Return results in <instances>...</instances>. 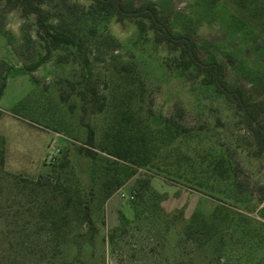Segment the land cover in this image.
<instances>
[{
  "label": "rangeland",
  "instance_id": "rangeland-1",
  "mask_svg": "<svg viewBox=\"0 0 264 264\" xmlns=\"http://www.w3.org/2000/svg\"><path fill=\"white\" fill-rule=\"evenodd\" d=\"M153 1L170 17L175 31L193 35L204 60L222 62L230 82L246 85L255 99L264 97V33L233 15L231 0ZM45 7L55 24L80 34L94 50L92 70L101 92L109 98L115 92L120 81L115 63L135 64L144 81L136 112L154 128L161 126L156 119L172 116L189 130L161 146L155 166L139 170L95 213L97 231L83 229L91 241L87 237L82 241L80 253L76 244L67 242L49 264H190L196 243L194 236L183 235L179 212H184L186 222L198 212L210 215L219 202L216 196L245 228L256 221L264 223L260 211L264 160L254 155L249 135L223 97L201 84L194 72L175 69L172 53L154 41L151 31H140L136 24L115 17H99L88 11L83 0H45ZM240 15L248 19L247 13ZM44 53L33 21L0 0V60L14 69L0 99V137L5 140L4 163H0V264H36L34 246L49 239L43 233L34 235V224L27 223V210L34 204L25 187L28 180L49 173L64 153L81 179H87V173L80 171L87 170L89 162L76 154L85 135L79 127V101L75 94L67 103L60 97L70 91L67 79L76 82L79 63L68 50L58 49L38 67L26 69ZM26 98L27 108L13 114L12 108ZM72 101L77 106L70 111ZM107 116L105 112L90 117L97 136ZM219 157L230 169L225 181L213 176ZM142 178H149V184L139 191L136 181ZM158 202L168 212L165 216L160 215ZM14 224L26 227L21 239L13 237ZM217 229H207L210 245L217 240ZM233 238L227 256L240 264L237 258L245 247ZM20 241L31 245L20 248ZM201 250L202 255L207 253Z\"/></svg>",
  "mask_w": 264,
  "mask_h": 264
},
{
  "label": "trees",
  "instance_id": "trees-1",
  "mask_svg": "<svg viewBox=\"0 0 264 264\" xmlns=\"http://www.w3.org/2000/svg\"><path fill=\"white\" fill-rule=\"evenodd\" d=\"M1 1L19 11L21 16L33 21L37 40L45 51L37 62L26 68L27 70L30 71L50 59L52 53L58 49L68 50L80 67L76 82L67 79L70 91L64 94L61 92L60 97L67 103L69 97L75 94L79 101V127L85 129V135L76 148V154L89 162L87 170L80 171L87 173V179H81L72 168L69 156L64 153L49 173L28 180L25 185L33 194L34 203L27 210V223L34 224V235L43 233L49 238L44 245L36 243L34 246L36 264H49L65 250L67 242L76 244L80 253L82 241H86V237L91 241V235L87 236L83 229L92 234L97 231L94 224L95 213L104 208L107 201L126 186L139 170L155 166V155L161 146L173 142L189 130L172 116L156 119L161 126L154 128L136 112L137 94L142 95L144 81L135 64L115 63L114 71L120 79L116 83L115 92L111 98L101 92L92 70L94 50L80 34L63 28L50 19L45 0ZM83 1L87 4L88 11L96 13L99 17H115L120 22L129 21L136 24L140 31H151L154 41L166 45L172 53L175 69L182 73L194 72L200 77L201 84L212 88L233 107L239 123L249 135L254 155L264 160V97L255 99L246 85L230 82L222 62L204 60L193 35L175 31L170 17L158 8L155 1L147 0L141 4L132 0ZM231 1L235 7L233 15H238L244 24L264 33V0ZM242 13H247L248 19H243L240 15ZM13 73V67L0 60V99L7 79ZM28 102L27 98L19 101L12 108V113L18 115L21 110L27 108ZM69 103V110L72 111L77 104L74 101ZM105 112L108 114L107 122L102 134L97 136L89 119ZM2 115L0 110V117ZM148 117L152 118L153 114L150 112ZM4 143V138L0 137V146ZM3 153L2 147V165ZM225 163V158L219 157L213 164V176L220 181L227 180L230 175V169ZM147 184L149 178L139 179L135 189L141 191L140 188ZM135 189L131 192L135 193ZM157 196L160 197L159 194ZM215 198L219 202L210 215L198 212L186 222L183 218L184 212H179L183 235L186 238L194 236L193 242L196 243V249L189 258L190 264H234L226 252L228 241L234 240L233 237L239 238L241 242H237L245 247L237 258L240 264H264V223L256 221L254 226L245 228L240 220H233L236 213H230L220 203V197ZM239 198L236 196V199L240 200ZM157 206L161 216L168 213L159 202ZM260 211L264 219V203ZM12 227L13 237L20 238L25 235V225L14 224ZM208 227L218 228L217 240L211 245ZM25 243L20 241L19 247H30L31 244L25 246ZM201 248L207 249L205 255H202ZM259 251L261 255H258Z\"/></svg>",
  "mask_w": 264,
  "mask_h": 264
},
{
  "label": "crops",
  "instance_id": "crops-1",
  "mask_svg": "<svg viewBox=\"0 0 264 264\" xmlns=\"http://www.w3.org/2000/svg\"><path fill=\"white\" fill-rule=\"evenodd\" d=\"M121 189H122V188H121ZM121 189H120V190H121ZM120 190H118L117 192H119ZM117 192H116V193H117ZM116 193H115V194H116ZM115 194H114V195H115ZM114 195H113V196H114ZM113 196H112V197H113ZM112 197H111V198H112ZM111 198H110V199H111ZM110 199H109V200H110ZM109 200H108V201H109Z\"/></svg>",
  "mask_w": 264,
  "mask_h": 264
}]
</instances>
